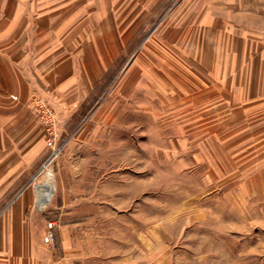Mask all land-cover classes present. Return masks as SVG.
I'll list each match as a JSON object with an SVG mask.
<instances>
[{"label":"rangeland","instance_id":"obj_1","mask_svg":"<svg viewBox=\"0 0 264 264\" xmlns=\"http://www.w3.org/2000/svg\"><path fill=\"white\" fill-rule=\"evenodd\" d=\"M193 1L122 0L118 14L138 8L139 26L118 44L100 85L80 104L33 100L42 140L17 195H26V258L42 243L56 264H264V216L245 183V156L220 153L235 137L232 124L230 133L222 120L196 124L205 108L178 105V68L195 59L166 24ZM191 78L188 103L201 99ZM52 135L56 189L40 208Z\"/></svg>","mask_w":264,"mask_h":264},{"label":"crops","instance_id":"obj_2","mask_svg":"<svg viewBox=\"0 0 264 264\" xmlns=\"http://www.w3.org/2000/svg\"><path fill=\"white\" fill-rule=\"evenodd\" d=\"M121 10L122 0H0V264H56L42 243L26 258V195L17 197L30 149L42 140L33 100L80 104L100 85L118 44L139 26L138 8L130 16ZM183 12L166 24L179 28L195 59L178 68V105L205 108L196 124L222 120L227 133L232 124L235 137L220 153L245 156V183L264 216V0H194ZM192 75L201 99L188 103ZM205 131L196 126V136Z\"/></svg>","mask_w":264,"mask_h":264},{"label":"bare ground","instance_id":"obj_3","mask_svg":"<svg viewBox=\"0 0 264 264\" xmlns=\"http://www.w3.org/2000/svg\"><path fill=\"white\" fill-rule=\"evenodd\" d=\"M49 166H45V179L42 181L43 183L37 187L36 205L40 208L46 206L51 201L56 189L55 175Z\"/></svg>","mask_w":264,"mask_h":264},{"label":"built area","instance_id":"obj_4","mask_svg":"<svg viewBox=\"0 0 264 264\" xmlns=\"http://www.w3.org/2000/svg\"><path fill=\"white\" fill-rule=\"evenodd\" d=\"M51 121L50 122H52V123H54L55 122V120H54V116L51 114ZM56 141V137H55V135H52V136H50L49 138H48V143H49V145L50 146H52L53 147V149L55 150L54 151V153L51 155V157L49 158V160H48V162H47V166H49L50 164H51V161H52V159L57 155L56 154V149H55V142ZM46 166V165H45ZM55 225H56V222L55 221H52V222H50V228H51V230H53L54 228H55ZM48 239L53 243V241H54V234H53V232H51L50 234H49V237H48Z\"/></svg>","mask_w":264,"mask_h":264}]
</instances>
